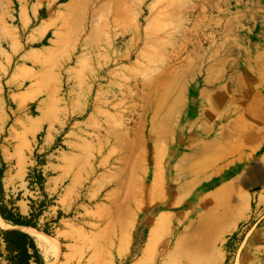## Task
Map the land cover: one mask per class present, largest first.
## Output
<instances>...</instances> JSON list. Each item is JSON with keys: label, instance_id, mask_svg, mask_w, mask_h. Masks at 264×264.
Instances as JSON below:
<instances>
[{"label": "rangeland", "instance_id": "1", "mask_svg": "<svg viewBox=\"0 0 264 264\" xmlns=\"http://www.w3.org/2000/svg\"><path fill=\"white\" fill-rule=\"evenodd\" d=\"M142 1L58 0L46 35L15 4L0 19V171L16 163L49 191L24 228L53 248L41 264H264V9L258 37L247 24L218 40L234 0ZM153 145L165 193L126 221ZM202 214L199 251L186 235Z\"/></svg>", "mask_w": 264, "mask_h": 264}, {"label": "crops", "instance_id": "2", "mask_svg": "<svg viewBox=\"0 0 264 264\" xmlns=\"http://www.w3.org/2000/svg\"><path fill=\"white\" fill-rule=\"evenodd\" d=\"M57 2L58 0H0V19L4 18V20H7L11 11V6L15 4L17 6L18 16L20 14L25 21L28 20L30 23L37 22L39 21V16L42 15L43 18L40 21L47 22L50 19L51 15L55 13ZM233 8L234 12H228L229 16L227 19L226 31L229 32V35L220 32L217 34L218 40H231L232 38L241 40L242 37L243 41V35H241L239 32L243 31V29L246 28L247 24L252 25L251 28H249L250 26H247V29L252 33V36L258 37L260 34L258 26L260 25L261 19L263 18L262 13L264 9V0H234ZM233 30L234 36H231V32H233ZM219 61L220 60H218V62ZM212 62H214V60H212ZM223 69L224 68H221L220 72H224ZM212 78L213 76L209 74L208 71H204L203 80L205 79V81H208ZM205 85L212 86L213 84L205 83ZM2 160L5 163V160L3 158ZM28 172L29 170L27 168H18L16 163L14 165L6 164L2 177L3 188H5L7 196L10 199L7 208L13 213L19 214L22 217L27 216L26 218H28V214H30L32 211L30 206L31 202H33L32 205H36L37 201L35 202L33 200H39L43 197L47 198L49 196V191L46 187V184L44 185V189H39V192H31L28 190L26 183ZM18 194H20V199H16V196H18ZM38 194H43V196L41 195V197H38ZM22 204L25 205L26 209H24ZM8 229H12V227L8 226ZM21 229L30 237H32L35 245L38 248V245L36 244V237L31 234V231L35 230L30 228ZM0 248L4 249V245L2 243Z\"/></svg>", "mask_w": 264, "mask_h": 264}, {"label": "bare ground", "instance_id": "3", "mask_svg": "<svg viewBox=\"0 0 264 264\" xmlns=\"http://www.w3.org/2000/svg\"><path fill=\"white\" fill-rule=\"evenodd\" d=\"M146 0H143L142 2H141V4L139 5V7H140V10H141V7H142V5H144V2H145ZM147 11H149V13L151 14V10H152V7L151 6H148L147 7V9H146ZM142 15V14H141ZM139 16H137L136 17V22H138L139 21ZM51 28V24H50V22H47V23H44L43 25H42V27L40 28V34L41 35H43V34H45L49 29ZM139 30L137 29V32H138ZM145 34H147V33H145ZM57 44L58 45V39L57 40H55V42H52L51 44ZM147 43H144V47L146 48L147 47ZM138 48V47H137ZM118 64V63H117ZM107 66V65H106ZM105 68V67H104ZM169 92V91H168ZM167 93V91H165L163 94L165 95ZM165 96H167V95H165ZM165 98V97H164ZM168 98V97H167ZM177 98V97H176ZM177 105H178V101H177V99H176V102L173 104V107L171 108V107H168V108H171V111L172 110H174V109H176L177 108ZM162 107V106H161ZM160 108V107H159ZM171 113V112H170ZM154 119V118H153ZM153 119H151L150 120V122L151 123H153ZM169 119H170V116L168 115L167 116V120L166 121H169ZM170 123V122H169ZM169 123L167 122V124L165 125V126H168L169 127ZM148 143V142H147ZM179 143H180V141H179ZM148 145H149V143H148ZM153 147H154V151H155V155H153V162H154V171H153V174H152V176H150V178H149V181H148V178L146 179L147 180V182H149V185L147 186V187H141V190H142V192H141V195H139V198H141L142 197V202H140L139 203V199H137L138 197L137 196H135L136 197V202L135 203H132V207L127 211H124V213H123V215H122V219H124V220H129V219H131L132 217H133V215L139 210V209H141V207L143 206L142 204H143V200L145 199V201H146V205L148 206V209L149 210H151L152 208L151 207H154L155 206V198H154V190H155V188L158 186V185H160V183H162V191H163V193H165V186H166V177L167 176H164V171H163V169L160 167L161 165L160 164H158L157 162H158V157H157V153H156V149H155V145H153ZM151 148V147H150ZM183 148V147H182ZM203 165V164H202ZM258 170L260 171V173L262 172V173H264V154H263V157L259 160V164H258ZM195 168H193V169H191V167L189 168V169H186V172H187V174H191L192 173V171L194 170ZM145 174H147L146 172H145ZM162 177H164V179H165V181H163V179H162ZM206 177V176H205ZM208 177V176H207ZM175 179H173V181H174ZM145 183V182H144ZM170 186V185H169ZM124 187V183L122 184H120V185H118V184H114V188H115V191L117 192V191H121L122 190V188ZM176 192L178 191V189H176L175 190ZM131 199H133V197H134V194H135V192H131ZM221 194H224V192L223 193H221ZM135 197H134V199H135ZM133 201V200H132ZM204 201V200H203ZM157 203V202H156ZM156 207V206H155ZM162 208L163 209H169L170 208V204H166V205H162ZM147 209V210H148ZM204 214H202V215H200L198 218H197V220H196V222H194V223H190L191 225H194V227H190V229H189V233H187V237H186V241H187V244H189L190 246H193V247H195V248H198L197 250H199V251H201L200 249H202L204 246H203V243H204V236H203V234L205 233V226H204V223H205V220L203 219V216ZM170 218V217H169ZM173 221H175V220H173ZM0 222H2V220L0 219ZM168 222V217L166 216V215H160L159 217H158V219L156 220V222H154L153 223V226H155V230L154 231H156V229H160L161 227H163L166 223ZM177 222V224L179 223V221H176ZM189 225V224H188ZM190 225V226H191ZM6 229H8V226H6ZM154 231H152L153 233L151 234V241L149 240V244H151L152 243V240H153V236H154ZM31 234L34 236V237H36V240H37V245H38V247H39V249L40 250H42L43 252H44V254L45 255H47V254H49L50 255V253L51 252H53L52 251V246H51V244H49L47 241H46V238L43 236V235H40V234H38V233H36L35 231H31ZM189 239V240H188ZM183 240V239H182ZM181 240V241H182ZM149 244H148V246H147V248L149 247ZM148 251H151L150 250V247H149V249H148ZM206 251H208V250H206ZM149 252H147V254H148Z\"/></svg>", "mask_w": 264, "mask_h": 264}, {"label": "trees", "instance_id": "4", "mask_svg": "<svg viewBox=\"0 0 264 264\" xmlns=\"http://www.w3.org/2000/svg\"><path fill=\"white\" fill-rule=\"evenodd\" d=\"M2 175L3 170L0 171V217L14 228L30 227V217H22L2 205ZM37 181L42 185V176H37ZM40 205L43 207L42 203ZM1 243L4 245L5 255L3 258L6 264H41L37 247L27 233L18 229L0 230V246Z\"/></svg>", "mask_w": 264, "mask_h": 264}, {"label": "built area", "instance_id": "5", "mask_svg": "<svg viewBox=\"0 0 264 264\" xmlns=\"http://www.w3.org/2000/svg\"><path fill=\"white\" fill-rule=\"evenodd\" d=\"M37 176H39V175H37ZM28 181L32 182V185H33L34 190L36 192L39 191V188H42V185L37 181V178L36 179H31L30 177H28ZM35 213H36V211H35V209H33L30 214H35Z\"/></svg>", "mask_w": 264, "mask_h": 264}]
</instances>
